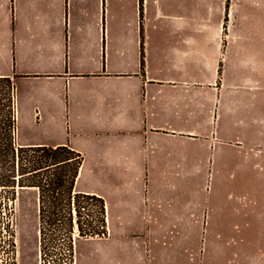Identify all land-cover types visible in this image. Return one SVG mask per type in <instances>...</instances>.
Listing matches in <instances>:
<instances>
[{"label": "rangeland", "instance_id": "rangeland-1", "mask_svg": "<svg viewBox=\"0 0 264 264\" xmlns=\"http://www.w3.org/2000/svg\"><path fill=\"white\" fill-rule=\"evenodd\" d=\"M255 4L242 10L234 6L235 0H204L206 20L216 24L208 34L245 35L249 42L240 52L242 57L264 59V0ZM232 7L236 12L229 18ZM11 16L14 19V7ZM133 19L119 10V22ZM124 34L129 37L130 31ZM160 35L153 30L154 41ZM18 78L10 77L15 84ZM22 78L35 90L42 77ZM202 78L194 91L187 84L167 85L171 89L166 94L173 100L184 96L191 105L200 101L190 107L200 116L185 125H171L170 129L182 132L183 141L155 140L154 135L145 140L152 123L127 122L116 110L43 125L46 136L73 145L83 155L80 182L91 180L110 194L113 203L107 213L103 199L78 193L81 188L76 183L70 194L67 184L63 192H48L45 181L60 175L68 181L72 166L40 173L36 179L41 188L0 190V264H264V91L257 90L264 78L252 76L257 91L249 94L244 87L234 88L233 77ZM24 85L18 83L21 97ZM229 89L237 93L232 95L237 106L229 114L222 109L219 121V100ZM6 90V82H0L2 98ZM76 94L84 106L95 97L73 88L65 95ZM108 98L119 100V91L108 92ZM27 126L17 124L19 147L29 137L23 131ZM32 127L40 130L41 125ZM141 147L153 151L160 166L147 172L124 171L135 157L134 150ZM117 160L119 170L108 169ZM118 199L119 210L114 202ZM139 200L142 206L127 215L124 208ZM49 201L59 208L53 228ZM66 203L71 204V219L59 213Z\"/></svg>", "mask_w": 264, "mask_h": 264}, {"label": "crops", "instance_id": "crops-1", "mask_svg": "<svg viewBox=\"0 0 264 264\" xmlns=\"http://www.w3.org/2000/svg\"><path fill=\"white\" fill-rule=\"evenodd\" d=\"M255 1L235 0L234 6L250 10L257 6ZM203 3L204 0H0V77H19L13 83L17 124L28 125L23 131L29 136L21 147L69 145L81 153L71 144L50 139L42 126L65 124L69 116L80 119L103 110H116L133 124L152 123L145 140L154 135L155 140L172 137L183 141L182 132L170 129L171 125H185L200 116L190 110L200 101L192 99L195 105H191L184 96L169 98L168 82L187 84L194 91L203 76L223 75L233 77L234 88L244 87L247 94L252 93L257 88L252 85V76L264 78V59L242 57L240 52L249 42L245 35L223 38L208 34L210 26L216 24L206 20ZM233 7L229 18L236 12ZM119 10L135 19L119 22ZM153 30L161 33L155 41ZM126 31H130L129 37H125ZM22 77L42 78L31 90L30 81ZM20 82L25 83L23 97ZM70 88L76 93L89 91L95 97L89 106H84L78 103L77 94L74 98L65 95ZM257 90L264 91V85ZM118 91L119 100L110 101L108 92ZM234 94L237 95L231 89L226 95L222 93L225 98L219 100V121L222 109L226 114L235 110ZM37 124L40 130L32 127ZM227 131L230 135V120ZM142 148L134 150L135 157L128 160L124 171L147 172L160 166L154 152ZM111 165L114 167L108 169L119 170L118 160ZM82 172L76 181L81 188L77 192L103 199L109 213L113 203L110 194L91 180L82 184ZM114 202L119 210V199ZM129 206L125 212L134 214L142 201Z\"/></svg>", "mask_w": 264, "mask_h": 264}, {"label": "trees", "instance_id": "trees-1", "mask_svg": "<svg viewBox=\"0 0 264 264\" xmlns=\"http://www.w3.org/2000/svg\"><path fill=\"white\" fill-rule=\"evenodd\" d=\"M0 82H6V93L4 98L0 93V190H11L15 193L16 188L37 187L41 184L37 181L40 173L51 169H61L64 166H72V175L65 180L63 175L52 177L47 182L48 192L58 193L64 191L67 184L68 194L75 185L80 170L83 167L84 157L69 145L58 147H19L16 144L17 118L13 100L14 85L8 77L0 78ZM52 209L50 216V227H55L54 212H58L57 203L49 201ZM59 212L71 219V204L66 203ZM7 207L4 205L3 209ZM6 228H10L8 225Z\"/></svg>", "mask_w": 264, "mask_h": 264}]
</instances>
